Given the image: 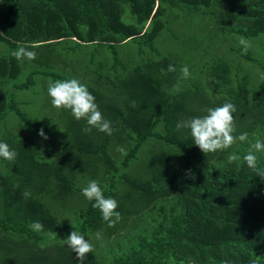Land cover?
Returning <instances> with one entry per match:
<instances>
[{"label":"trees","instance_id":"1","mask_svg":"<svg viewBox=\"0 0 264 264\" xmlns=\"http://www.w3.org/2000/svg\"><path fill=\"white\" fill-rule=\"evenodd\" d=\"M170 25L189 37L161 41ZM161 42L184 43L189 78ZM19 45H36V59L14 58ZM74 77L112 135L70 132L82 122L42 105L49 81ZM226 102L247 141L205 154L177 130ZM257 139L264 0H0V142L18 153L0 157V264H79L65 243L74 230L94 245L83 264H264V151L256 168L243 159ZM92 180L118 201L114 226L82 194Z\"/></svg>","mask_w":264,"mask_h":264},{"label":"clouds","instance_id":"2","mask_svg":"<svg viewBox=\"0 0 264 264\" xmlns=\"http://www.w3.org/2000/svg\"><path fill=\"white\" fill-rule=\"evenodd\" d=\"M239 43L244 46L247 51L248 43L244 38H241ZM36 45H19L11 52V55L17 60H35L36 52L34 49ZM168 72L176 71L174 65H169ZM162 74H166L161 70ZM180 72L183 78L187 79L191 76V72L187 65L181 67ZM47 92L51 98V104L56 108L68 109L71 111L75 119L86 120L89 127L85 128V132H90L92 128H96L100 132L107 135L113 134L112 122L107 120L99 106L95 102V97L92 95L88 87L82 84L78 79L71 78L67 80L49 81ZM236 106L233 103L226 102L222 106L207 109V114L202 117H193L187 120H182L177 123V130L188 129L190 131L193 143L205 154L216 152L218 150H225L229 148L237 140L247 141V133H242L239 136L235 135L236 129L234 126V113ZM38 135L47 139L43 129L41 128ZM117 150L122 155H127L123 147H118ZM264 151V141L257 139L250 145L248 153L243 157L244 161L251 168L257 166L256 152ZM18 153L10 148L5 142H0V157L8 161H14ZM239 157L235 154L229 155V162L238 160ZM259 175L264 176V173ZM82 194L89 200L94 201L93 208L99 209L102 213L104 221L109 223V226H114L116 222L121 219V215L116 209L119 207L118 201L112 197H105L100 184L95 181H89L87 186L82 188ZM28 197L30 193L23 194ZM30 228L37 232L44 230L43 224L39 221H34ZM100 233L96 234V238L100 239ZM66 246L69 247L76 255L79 264H83L85 257L94 251V245L85 236L74 230L65 239Z\"/></svg>","mask_w":264,"mask_h":264},{"label":"rangeland","instance_id":"3","mask_svg":"<svg viewBox=\"0 0 264 264\" xmlns=\"http://www.w3.org/2000/svg\"><path fill=\"white\" fill-rule=\"evenodd\" d=\"M175 26V25H174ZM182 29L180 28V26L178 28L175 29V27H173L172 25L169 26L168 30L161 36H159L160 40L162 41V38L165 36V38L168 36V35H171L173 34L174 32L175 33H184V35L186 37H189V34L187 33V31L183 32L181 31ZM80 33H83V31H80ZM228 41H236V39H232V40H228ZM170 44V45H168ZM203 43H200V42H194L192 45L193 46H200L202 45ZM161 45L168 50H170L173 54H176V53H179L180 55V58H181V61L183 62L184 65H187L189 64V60L187 59L188 58V52L185 51L183 45L184 43L182 42V44H177V42H170V43H167V44H162L161 42ZM166 45V46H165ZM234 45L239 46L241 45L239 42L238 43H235ZM75 78V77H74ZM82 84L86 85V83L84 81H82L81 79L77 78ZM236 97H234L235 99ZM47 104H49V110H53L54 106L51 104V98L49 97V95H46V98H45V102L42 104L43 106H46ZM56 108V107H55ZM59 110H62L63 113L60 115L62 116V124L64 123H70L72 125V122L77 120L74 118V116L72 115L71 111L68 110V109H63V108H57ZM81 123V128L80 129H75V126L72 125V127L74 128V130H69L70 132H77V133H91L92 130H97L96 128H92L90 132H85L84 129L89 127L86 123V120H78ZM57 126H62L59 124L58 122V125ZM98 132V130H97ZM100 132V131H99ZM106 134V133H105ZM107 135V134H106ZM61 138V137H59ZM120 147H123V146H120ZM117 153H120L119 151H116ZM140 169H141V164H138L137 165Z\"/></svg>","mask_w":264,"mask_h":264}]
</instances>
